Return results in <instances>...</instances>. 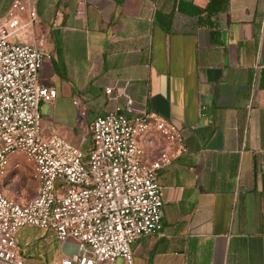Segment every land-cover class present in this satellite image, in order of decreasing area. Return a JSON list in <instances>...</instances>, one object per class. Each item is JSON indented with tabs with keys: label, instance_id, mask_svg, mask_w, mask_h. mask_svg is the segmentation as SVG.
I'll return each instance as SVG.
<instances>
[{
	"label": "crops",
	"instance_id": "1",
	"mask_svg": "<svg viewBox=\"0 0 264 264\" xmlns=\"http://www.w3.org/2000/svg\"><path fill=\"white\" fill-rule=\"evenodd\" d=\"M16 1L15 39L51 54L39 72L58 92L42 106L46 132L88 152L94 119L128 100L183 130L180 153L140 138L148 159L174 158L159 174L162 233L132 244L136 264H264V0H0V20ZM23 233L26 264L76 255L74 240L42 230L32 248Z\"/></svg>",
	"mask_w": 264,
	"mask_h": 264
},
{
	"label": "built area",
	"instance_id": "2",
	"mask_svg": "<svg viewBox=\"0 0 264 264\" xmlns=\"http://www.w3.org/2000/svg\"><path fill=\"white\" fill-rule=\"evenodd\" d=\"M24 9L16 1L0 20V264H26L18 247V234L26 227L53 232L60 242H77L78 254L60 264H115L118 258L136 264L132 244L162 233L159 174L174 158L164 151L148 159L140 138L157 134L180 153L186 151L183 130L128 100L126 107L94 119L88 152L46 132L42 106L58 92L40 82L51 54L15 39L26 28L17 15ZM28 12L33 26L37 12L32 5ZM15 154L33 168L37 188L29 200H12L4 190Z\"/></svg>",
	"mask_w": 264,
	"mask_h": 264
},
{
	"label": "rangeland",
	"instance_id": "3",
	"mask_svg": "<svg viewBox=\"0 0 264 264\" xmlns=\"http://www.w3.org/2000/svg\"><path fill=\"white\" fill-rule=\"evenodd\" d=\"M92 144V138L89 137L86 143L87 148ZM18 165V166H16ZM5 183L9 185V190L11 191L12 196L19 197L21 199H31L35 196L37 182L33 177V173L31 171V164L27 161L25 157L19 154H15L11 158V164L9 169V175L5 178ZM24 236H29L30 239L33 240L31 243V247H37L43 239H38L39 234L42 232L39 228L34 227H26L23 229ZM38 237V238H36ZM36 238V239H35ZM19 245L22 250L26 248L22 239L19 240ZM68 251L72 252V255L78 254L79 248L78 245H71L67 247ZM70 255V257H73ZM27 259H31V257H35L33 254H25ZM116 264H123V260L118 258Z\"/></svg>",
	"mask_w": 264,
	"mask_h": 264
},
{
	"label": "trees",
	"instance_id": "4",
	"mask_svg": "<svg viewBox=\"0 0 264 264\" xmlns=\"http://www.w3.org/2000/svg\"><path fill=\"white\" fill-rule=\"evenodd\" d=\"M210 8H213V0L210 2Z\"/></svg>",
	"mask_w": 264,
	"mask_h": 264
}]
</instances>
